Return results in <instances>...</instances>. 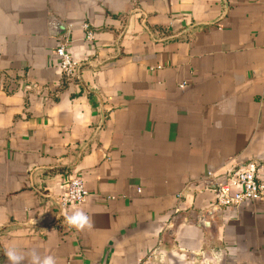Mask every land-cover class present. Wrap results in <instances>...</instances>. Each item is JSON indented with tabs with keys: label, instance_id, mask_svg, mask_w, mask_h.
<instances>
[{
	"label": "crops",
	"instance_id": "1",
	"mask_svg": "<svg viewBox=\"0 0 264 264\" xmlns=\"http://www.w3.org/2000/svg\"><path fill=\"white\" fill-rule=\"evenodd\" d=\"M249 161L264 180V0H0V264H264V198L215 203Z\"/></svg>",
	"mask_w": 264,
	"mask_h": 264
},
{
	"label": "built area",
	"instance_id": "2",
	"mask_svg": "<svg viewBox=\"0 0 264 264\" xmlns=\"http://www.w3.org/2000/svg\"><path fill=\"white\" fill-rule=\"evenodd\" d=\"M86 31L87 39H93L94 30L91 24H82ZM55 53L59 59V67L65 77L74 79L81 61L74 59L68 50L66 43H60ZM260 165L256 161H249L232 169L225 183H215V203L221 207L238 204L242 201H260L264 198V180L260 177ZM212 176L208 172L205 179ZM89 191L86 189L81 178L73 176L67 182L66 192L59 197V206L65 209L72 204H79L86 201Z\"/></svg>",
	"mask_w": 264,
	"mask_h": 264
},
{
	"label": "clouds",
	"instance_id": "3",
	"mask_svg": "<svg viewBox=\"0 0 264 264\" xmlns=\"http://www.w3.org/2000/svg\"><path fill=\"white\" fill-rule=\"evenodd\" d=\"M68 225L78 230H83L91 226L89 216L83 210H73L71 214L65 216ZM34 223V221H33ZM5 256L9 264H23L25 255L15 246H10L5 250ZM30 264H56V259L52 255L41 257L35 250L30 252Z\"/></svg>",
	"mask_w": 264,
	"mask_h": 264
},
{
	"label": "water",
	"instance_id": "4",
	"mask_svg": "<svg viewBox=\"0 0 264 264\" xmlns=\"http://www.w3.org/2000/svg\"><path fill=\"white\" fill-rule=\"evenodd\" d=\"M219 206V205H218ZM219 207H221V206H219Z\"/></svg>",
	"mask_w": 264,
	"mask_h": 264
}]
</instances>
